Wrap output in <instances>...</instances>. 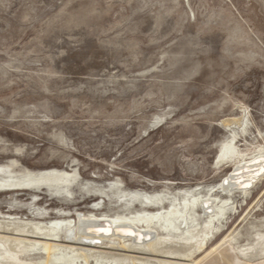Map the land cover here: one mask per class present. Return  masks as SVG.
Returning <instances> with one entry per match:
<instances>
[{
	"label": "rangeland",
	"instance_id": "374dc122",
	"mask_svg": "<svg viewBox=\"0 0 264 264\" xmlns=\"http://www.w3.org/2000/svg\"><path fill=\"white\" fill-rule=\"evenodd\" d=\"M235 133L241 150L264 151V0H0V164L77 173L53 207L114 215L121 201L94 187L216 185L236 169ZM260 177L234 189L207 240L252 244L264 232ZM20 192L41 206L58 194L0 203Z\"/></svg>",
	"mask_w": 264,
	"mask_h": 264
},
{
	"label": "bare ground",
	"instance_id": "6f19581e",
	"mask_svg": "<svg viewBox=\"0 0 264 264\" xmlns=\"http://www.w3.org/2000/svg\"><path fill=\"white\" fill-rule=\"evenodd\" d=\"M241 123L242 118L224 121L226 126L241 127ZM237 135L229 140V159L238 161L236 169L248 170L237 177L252 176L256 182L261 178L259 165L264 151L258 149L251 155L250 151L241 150L234 143ZM262 167L264 170V164ZM256 168L260 170L252 173ZM77 177V173L66 169L19 168L15 160L0 164V188L6 189L0 191V197L16 191L37 194L36 188L49 187L58 192L49 206H41L34 199L24 202L21 192L12 195L16 203H0L32 215L23 218L0 210V264H250L254 258L264 257L262 231L252 244H240L235 236L219 244L207 240L232 206L234 189L244 193L250 188L231 181L237 178L233 175L213 186L182 188L177 192L121 191L123 188L112 185H97L96 197L105 201L112 191L121 201L120 211L114 215L94 213L104 210L98 204L99 210L77 213V218H73L71 210L53 205L59 203L57 198L63 197L64 192L73 193L75 188L71 186ZM135 201L141 204L140 208H132ZM53 211L60 215L50 213ZM221 235L222 232L215 239ZM205 252L208 254L201 257Z\"/></svg>",
	"mask_w": 264,
	"mask_h": 264
},
{
	"label": "water",
	"instance_id": "95a60500",
	"mask_svg": "<svg viewBox=\"0 0 264 264\" xmlns=\"http://www.w3.org/2000/svg\"><path fill=\"white\" fill-rule=\"evenodd\" d=\"M261 165H259V168L261 169H257L256 168V170H253L252 171V173H255L256 171H258V170H260V172H259V174H260V176L264 173V170H262L263 169V164H264V160L263 159H261ZM254 169V168H253ZM248 170L246 169V167H244L243 169H235L234 170V172L231 174V175H233V176H235V177H237L238 175H240V174H244V172H247ZM249 173V172H248ZM251 173V172H250ZM251 175V174H250ZM252 176H248V178H245V177H243V178H241L240 176L239 177H237V178H235V180H234V182L235 183H242L243 184V186H249V187H252L253 186V184L255 183L254 181H253V179L251 178ZM253 181V182H252Z\"/></svg>",
	"mask_w": 264,
	"mask_h": 264
}]
</instances>
